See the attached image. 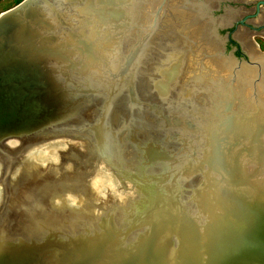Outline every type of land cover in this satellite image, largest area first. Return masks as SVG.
<instances>
[{
	"label": "water",
	"instance_id": "water-1",
	"mask_svg": "<svg viewBox=\"0 0 264 264\" xmlns=\"http://www.w3.org/2000/svg\"><path fill=\"white\" fill-rule=\"evenodd\" d=\"M236 1L21 0L0 12V264H92L97 235L134 194L103 168L160 175L178 159L168 234L127 228L120 244H139L110 264H264V51L235 35L264 34V21L247 23L264 0L252 14ZM232 27L241 58L221 35ZM185 71L193 82L180 84ZM201 83L222 105L204 125ZM56 169L52 212L26 228L38 199L24 181Z\"/></svg>",
	"mask_w": 264,
	"mask_h": 264
},
{
	"label": "bare ground",
	"instance_id": "bare-ground-1",
	"mask_svg": "<svg viewBox=\"0 0 264 264\" xmlns=\"http://www.w3.org/2000/svg\"><path fill=\"white\" fill-rule=\"evenodd\" d=\"M148 6V4L145 5V7ZM238 14L239 13L237 12V15ZM259 20L263 21L264 15L257 18V22ZM235 35L237 38H242L244 41H247L248 39L247 35L240 31ZM244 45L247 49V45ZM194 48L195 51H197L195 46ZM194 48L192 51H194ZM150 56H152L151 53L139 59L138 66L143 68L148 62L147 60L150 58ZM185 60L189 61L190 59L186 57ZM188 75V71H185L183 75H180V78H178L180 80V84L185 83L186 80L187 82H191ZM196 86H193L192 90L197 94L199 93V95L202 94L204 103L207 106L206 112L208 115H206V119L209 120H204L202 123L203 125L210 124L209 121L214 120L215 118H220L221 116L222 105L219 103L221 100L220 95L216 89H205L206 84L204 83ZM201 90L204 91L202 92ZM42 140L43 138L41 134L38 133L36 138L32 139L31 143L28 142L27 145L30 144L31 148L35 149V147L41 143H39V141ZM139 146L140 144L133 143L132 159L136 160L134 161L135 166L140 164L139 157L141 155L140 150L142 149ZM38 155L39 154H37V156ZM85 155L89 158L91 157V152L89 151ZM55 157L57 156L51 155L49 159ZM183 163V159H181V161L178 159L177 161H169L168 163H165L162 167H160L162 169H159L161 171L160 175L149 173L146 174L143 170L130 169L118 163H116L115 166L103 168V170L108 173L106 176H108L111 181H119L122 176H125L126 178L130 177V180H125V184L126 182L130 183L132 181L134 185H137V188L131 184L134 194L132 196H127L126 199L120 204L119 211L112 221L115 227L112 230L107 227V229L104 231L102 230L97 235V242L95 243L96 246L92 251V255L94 256L92 264H110L113 258H118L125 255L128 252V248H130V251H132L135 247H137L139 244V239H136L137 236L129 243L120 244V239L122 238L124 231L131 226L145 224L147 226L153 227V229H158L159 232H162V234H159L160 236L168 234L169 228L167 226H163L162 223H164V220L172 217V215L175 216L178 201L177 193L185 186L184 175L187 169L185 166H183ZM57 175L61 178V176L64 174H60L56 169L49 171L45 177H35L33 179L24 181V192H33L34 195H37L38 199V206L36 208L35 215L34 217L29 218L30 220L26 228L33 229L35 225V228L37 229L42 223L44 216L47 215V213L52 212L53 207L50 206L49 201L54 199L55 194L59 191L62 185L60 182L62 180L55 178ZM30 176L31 175H28V178ZM32 187H36L39 190L34 192L31 190ZM161 238L162 237H160L158 241H161Z\"/></svg>",
	"mask_w": 264,
	"mask_h": 264
},
{
	"label": "rangeland",
	"instance_id": "rangeland-1",
	"mask_svg": "<svg viewBox=\"0 0 264 264\" xmlns=\"http://www.w3.org/2000/svg\"><path fill=\"white\" fill-rule=\"evenodd\" d=\"M21 0H0V12H3L11 7H13L14 5H16L18 2H20ZM242 2H246L245 0H242ZM230 6H232L233 4L232 3H229ZM246 10H248V7L244 6ZM243 9V10H245ZM249 13V12H248ZM143 18V17H142ZM225 34V31H222L221 35H224ZM248 39H250L255 45H256V48L259 50V51H264V34H261L260 32H257V33H254L252 32L250 34V36H248ZM231 49H228V47L226 46V51H230ZM238 58V57H237ZM241 58V57H240ZM129 151H131V149H129ZM40 160H42L44 157L42 156V154H39L37 156ZM60 176H56L55 178L56 179H59ZM111 181V180H110ZM127 184V188L130 189L131 191H133V188H130L132 186H130L131 184L126 182ZM130 187H129V186ZM137 229L139 228H134L132 230L133 231H136Z\"/></svg>",
	"mask_w": 264,
	"mask_h": 264
},
{
	"label": "flooded vegetation",
	"instance_id": "flooded-vegetation-1",
	"mask_svg": "<svg viewBox=\"0 0 264 264\" xmlns=\"http://www.w3.org/2000/svg\"><path fill=\"white\" fill-rule=\"evenodd\" d=\"M245 1L246 2H242V0H237L236 2L232 3L233 4L232 6L241 8V10L245 9L244 6H246V7H248V10L245 9L243 11L247 12V13L249 12V14H252L253 13V5L258 0H245ZM261 10H264V8L263 9L261 8ZM263 15H264V11H261L258 17H261ZM263 21L259 20L258 22L260 23ZM256 22H257V19H251L247 23L249 25H251V23H256ZM232 31H233V27L225 31L229 35V40L227 41V47H228V49H233L234 56L240 58L241 57V54H240L241 50H240L238 44L232 38H230V34Z\"/></svg>",
	"mask_w": 264,
	"mask_h": 264
}]
</instances>
